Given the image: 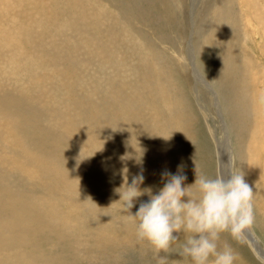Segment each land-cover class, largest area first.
Wrapping results in <instances>:
<instances>
[{"label": "rangeland", "instance_id": "obj_1", "mask_svg": "<svg viewBox=\"0 0 264 264\" xmlns=\"http://www.w3.org/2000/svg\"><path fill=\"white\" fill-rule=\"evenodd\" d=\"M18 1L11 0L6 9L12 15L24 18L20 22V34H29L33 29H45L47 36L36 35V41H25L23 45H20V38L9 40L5 44L3 60L0 61V89L5 91V87L10 88L6 91H12V94H17L20 88L33 92L32 107L38 93L41 94L38 108L32 110L31 107L29 112H18L21 122L16 124L15 121L12 124L18 134L26 136L28 124L32 122L47 126V130L51 131L50 124L54 121L59 128L71 134L67 143L57 136L51 140H59L61 144L67 145L65 154L68 156L64 155L59 159L57 156L60 148L52 152L55 154L54 158L68 167V175L72 174L68 183L72 181L74 188L71 198H67L63 190L51 192L46 189L44 183L47 181L36 172L38 164L35 159L40 155L47 158L48 153L31 154L24 164L20 157L21 168L25 173L20 169V174L15 175L10 173L12 165L5 166V163L0 162V171L10 173L8 180L17 179L20 186L25 187L20 190L27 195L23 199L29 200L26 207L32 206L34 209L29 217L20 219V240L0 244V256L9 264H28L33 259L37 264H159V258L152 246L147 241L137 240L136 225L131 214L120 211L123 204L119 201L118 191L125 190L120 175L122 173L127 177L129 169L130 173L138 170V174L143 175L145 180L140 184L141 189L151 188L153 194L157 193L164 184L161 181L163 179L156 174L160 168L159 157L164 155L178 163L177 165L179 161L187 162L188 185L195 180V168L210 179L229 170L244 175L254 191V222L250 228L245 229L240 240L234 239L229 232L221 233L217 241L218 250H222L225 245L230 246L238 256L235 264H264V13L263 17L258 16L264 10V0L93 1L110 8L109 12L119 19L116 22L121 27L117 31L112 17L108 21L109 25L115 26L112 30L118 35L115 43H111L114 48L110 45L112 49L107 51L110 56L106 52L102 54L88 49L84 43L80 44L79 31L60 30V36L69 37L60 39L49 28L50 22L57 27L64 23L65 18L59 17L64 7L62 0H59L62 7L58 16L48 0H20V5L17 4ZM59 7L55 2V8ZM96 9L98 8L94 6L93 10ZM222 14H232L233 18L227 17L230 20H224V23ZM42 16L46 21H41ZM0 18V22L4 23L5 11L0 13ZM11 20L12 18L10 22ZM81 25L83 21L76 28L80 30ZM216 26H220V30L222 27L231 28L232 34L228 32L230 38L223 36L222 43L220 36L212 32ZM107 31H103L99 37H89L88 43L104 38ZM73 39L77 40L75 46L65 50L63 46H70ZM143 49L147 53L140 56ZM226 49L230 54L227 64V57H224ZM153 55L160 58L163 70L168 71L160 81L163 84L167 82L170 86L165 83L170 92L169 100L160 101L159 94L154 92L158 91L156 87L152 91L151 81H155L153 76L162 75L156 69V62L147 58L144 63V58ZM230 62L233 67L228 66ZM40 67H49L47 83H42L37 89L32 88L34 81L31 73ZM65 67L70 68V71L75 70L68 77L75 93L72 96L68 94L67 99L63 95L64 100L58 101L61 98H55L53 90L60 91L65 87L62 82L59 86L56 85L59 78L51 76H59ZM148 68L152 70L151 74L147 71ZM244 72L248 74L255 100L250 104L252 116L247 130L239 133L233 126L232 112H226L224 100L232 94L230 90L241 76L244 82L247 75ZM113 74L118 78L116 85L114 84L117 88L108 86V83L117 79L111 78ZM115 91L117 95L120 92L128 95L124 96L127 99L122 100V104L112 103L111 99L116 96ZM178 94L186 97L191 112L190 122L184 137H174L171 141L170 136L161 130L166 124L169 125L166 114L171 112L172 101L180 104L184 102ZM126 101L135 103L138 119L118 126L116 122L123 119L122 109L129 105ZM44 104L48 106L46 110L42 107ZM183 105L185 108V103ZM184 108L177 107L176 110L172 106L175 113L182 115L187 113ZM4 111L8 118H17L18 114L15 115L10 109ZM107 116L109 117L106 118ZM65 120L72 122L75 131L73 128L71 131L66 129ZM115 120L117 121L114 122ZM158 122L161 130L157 129ZM40 135L44 138V134ZM86 135L93 136V141L87 139ZM5 141L2 135L0 155L18 156L19 149L15 143ZM22 143L20 140V156L23 153ZM87 145L93 146L91 150L95 153L88 151ZM87 153L88 156H85ZM66 158L78 159V165L72 169L66 163ZM50 183L52 184L51 180ZM147 196L142 195L135 201L131 209L133 214L141 202L149 200ZM22 201L17 204L8 199L4 200V205L17 210L15 208L22 206ZM92 203L99 209L98 212H93ZM44 204L50 210L48 213L42 210L41 218L46 223L55 225L56 227H52L56 232L57 224L68 227L64 236L61 235L62 230L53 233L47 228H40L39 235H35L34 229L38 226L36 224L40 225V220L39 217L34 219L32 215L34 211L38 212L36 208L44 207ZM25 219L27 222L23 221ZM177 235L179 239L172 245L167 264H194L190 257L178 255L188 234L181 232ZM98 238L102 242H98ZM99 244L103 247L98 246ZM208 264H212L211 258Z\"/></svg>", "mask_w": 264, "mask_h": 264}, {"label": "bare ground", "instance_id": "obj_2", "mask_svg": "<svg viewBox=\"0 0 264 264\" xmlns=\"http://www.w3.org/2000/svg\"><path fill=\"white\" fill-rule=\"evenodd\" d=\"M10 1L11 0H0V13H3L5 11V19H4L5 22L4 23H1L0 22V28H2V29H0V61L3 60V58H2V56H3V47L5 46V44L9 40H13L15 38H20V45H23L25 41H30V42L36 41L35 40L36 35H40L41 37L42 36H47V33H46L47 30H45V29H41V30H35V29H33L32 32H30L29 34L21 35L20 34V22L24 18H19L18 16H14V15H12V13L10 12L9 9H6L8 3ZM48 1H49V4H50V7L56 12V14L58 16V13L60 12L61 7H62L60 1L59 0H48ZM93 1H98V0H62V2L64 4V7H63V11H62V13H61V15L59 17H64L65 18L64 23L60 27H57L52 22H50L49 23V28L60 39H68L69 38V37H65V36H60L59 35L60 30H74V31H79V35L81 36L80 37V40H79V43L81 42L80 44L83 45V43H84L85 45H87V48L88 49H91V50L96 51V52L98 51V53L104 54L106 52L108 54L107 51H109L110 45H111L112 48H114L111 43H115L114 41L117 40L118 35L115 32L121 26L116 22V20H119V19H116L115 18V15H113V14H111L109 12L110 8H108V7H106L105 5H102V4H97V3L93 2ZM55 2L58 5H60V7L57 8V9L55 8ZM17 4L20 5V0L17 2ZM94 6H96L98 9L93 10V7ZM101 9H102V11H101ZM263 13H264V10L261 11L260 13H258V16L259 17H263ZM231 15H228L227 14V16H225V15L222 14V22H224V20H226V22H229L228 20H230V19L229 18L226 19V18L227 17L233 18V16H231ZM110 17H112L115 26H117L116 27V31H113L112 30V29H115V26L108 24V21H109ZM11 18H12V20L10 22V19ZM40 19H41V21H46V18L43 17V16L40 17ZM0 20H1V18H0ZM82 21H83V25L80 26V30H79L76 27ZM263 21H264V19H263ZM220 23H221V21H220ZM103 24L106 25V26L103 27ZM8 27H9V29H5V28H8ZM105 30H108V31H107V34H106V36L104 38H102V39H100L98 41L92 42V43H88V38L89 37H91V36H97V37H99V35L103 31H105ZM118 32H120V31H118ZM212 32H213V34H216V35L218 34L220 36L219 38L222 41V43L224 41L223 40V36L224 37H227V38H230L228 36V32H229V34H232L231 28H223L222 27L221 30H220V26H216L212 30ZM215 39H217V38H215ZM75 42L77 43V40H74L73 39V42L71 44H69L70 46H68V47L63 46V48L65 50L72 49L75 46ZM146 53H147V51L144 50L143 52H141V55L140 56L146 55ZM96 55H97V53H96ZM116 55H118V54H116ZM99 56L100 55H98V57ZM225 56L227 57L225 59V64H227V62L229 61V56H230V54L227 51V49L225 50L224 57ZM147 58L148 59H151L154 62H156V65H155L156 66V69L158 70L159 73L162 74L161 76H159L160 74L157 75V76H153L152 75L153 77H155V81H153V82L151 81L152 91H154L153 88L156 87L158 89V91H154V92H157L159 94V100L160 101H162V100H169L168 99V94L170 92H169V88H167L166 87V84H165L167 82H165L163 84V82L160 81L161 77H163L165 74H167L168 71L166 72V69L163 70L162 62L159 61L160 58H156L155 55H153L151 57H146V58H144V63L146 62ZM115 61H116V59H115ZM231 62H232V60H231ZM231 62L228 63V66L229 67L230 66L233 67V65H232L233 62L232 63ZM225 64H222V65H224V67H225ZM154 68H153V71H154ZM48 69H49V67H40V68H35L33 70V72L31 73L32 78H33V81H34V85L32 86V88H36L37 89V87H40V85L42 83H44V84L47 83V79L49 77V76H46ZM234 69H235V67H234ZM72 71L75 72V70L72 69L70 71V68L65 67L64 70L60 73L59 76L58 75L51 76L52 78H59L58 82H55L56 85L59 86L60 83L62 82L63 85H64V87H65L64 90H60V91H64V93L60 92L57 89H56V91L53 90L54 91V94H53L54 97L56 98V96H57V97L61 98L58 101L64 100L63 99V95L67 99V95L68 94H70V96H72V94L75 93L74 87H73L72 83L70 82L71 79L70 78L68 79V77L70 76L69 74H71ZM147 71L150 74L152 73V70H150V68H148ZM238 73L240 74V71ZM244 73L247 74V72H244ZM108 78H110V77H108ZM111 78H115L116 79L117 77L113 74L111 76ZM244 78H245L244 82H242L243 79H242V76H241V78H239L234 83V86H233L232 90H230V93H232L233 95L231 94L230 96H227L226 97L227 99L224 100L225 101L226 112L227 113L230 112V111L232 112L231 119L233 118L232 119L233 120V126L235 127V129L239 133H241V132L244 133L247 130L248 122H249V120H250V118L252 116V111H251V108H250V104L253 103L254 100H255V96H254V94L252 92V87L250 85V81H249V78H248V74ZM117 81H118V78L116 79L115 82L114 81L113 82L111 81V83H108V86L109 85L110 86H114V84ZM167 86L170 87L168 83H167ZM56 88H58V87H56ZM113 88H117V86L116 87L114 86ZM6 89H10V88L5 87V91H3V89H0V138H2V135H3L4 138L6 139L5 142L11 141V142L15 143V145L19 149V155L16 156V157H7V156L0 155V162L5 163V166H6V164L12 165L13 167L11 168V170H10L11 172L10 173H12L13 175H15L17 173L20 174V169H21V172L25 173L22 170V168H21L22 165H21V162H20V157L22 158V160H21L22 161V164H24V162L28 159L29 155H31V154H34V153L46 154V153H48L47 158L44 155H40V156H38L35 159V161L38 164V168H36L37 169L36 172L39 173L47 181V183H44L45 184L44 186H46V189H48L51 192L52 191L53 192H55V191L58 192L60 190H63L64 193L67 194V198H71L73 196L72 192H73L74 184L72 183V181H71V183H68V180L71 178V175L72 174L69 173V175H68V172H67V171H69V170H67L68 167H65L62 163H60L58 161L60 158H63V156L66 155L65 154V150H66L67 145L61 144L59 140H55V142L53 140H51L55 136H57L59 138L61 137L62 138V141L64 143H67L68 137L71 134L68 133V132H65L61 128H59L58 123L55 122V121L50 124L51 131H48L47 130V126L46 127L40 126L39 123L32 122V123L28 124L29 125V130L27 131L26 136L25 135L23 136L21 134H18V132H16V130H15L16 128L13 127L12 124H14L15 121H16V124H17V122H19L21 120L20 119V115L18 114V112H20V110L28 111L29 112L30 108L32 107L31 101H32V98L34 97V93L31 92V91L25 90L23 88H20V90L17 92V94H12V91L11 92L10 91L8 92V90L6 91ZM42 89H44V86H42ZM46 89H48V88H46ZM166 89H167V92H165ZM50 91H52V90H50ZM226 91H227V89H226ZM38 92H39V90H38ZM58 92H60L61 95H59ZM110 92H111V90H110ZM226 93H228V92H226ZM38 94L41 95L40 93H38ZM223 94L225 95V93H223ZM39 95H37V98H35L36 100L34 102V106L32 107V110H34V109H36V108L39 107V103H40L39 102V100H40L39 99L40 98ZM132 95H133V97L135 96L134 93ZM124 96L125 95H122L121 92L119 93V95H117V92H116V96L113 97V99H111L112 100V103L113 104H117L119 102V104H122V100L127 99V98H124ZM127 96H125V97H127ZM178 96L179 97H182L180 94H178ZM73 97H74V95H73ZM182 98L184 99V102L183 101L182 102L185 103V105H186L185 108H184L183 103L180 104V103H178L175 100L172 101L171 105L173 107H175V109L177 107H181V108L183 107L184 110L186 109L187 113L186 114H183V115L182 114H178V112L175 113V109L173 110L172 109V106H171V112H169L168 114H166V116H167L166 117V120L169 123V125L166 124V126H163L164 127L163 130L160 129V127H161L160 122H158V125H157V127H158L157 129H159V130L163 131L164 133H166L167 135H169L170 136L169 138L171 139V141L173 140L174 137L179 138V139H182L184 137V133H187L188 124L190 122L189 115H191V112H190V109H189V107L187 105V101L185 99L186 97L183 96ZM126 102L128 103L129 101H126ZM141 102H142V100H141ZM128 104L129 105H127V106L124 104L125 107H126V109H124V108L122 109V111H124L121 114V116H122L123 119L120 118L122 120H120L119 122L117 120L114 121V122L117 121L116 124L118 126L124 125V123H126V122L127 123H129V122H135L138 119L137 118L138 117L137 116L138 109L134 105L135 103L133 104V101H132L131 104L130 103H128ZM42 107L45 110L48 108V106L46 104H44ZM7 109H10L12 111V113H14L15 115L18 114L17 115V118H15L14 120L12 118L11 119L8 118L9 116L7 117V114L4 111V110H7ZM45 110H43V112ZM23 111H21V112H23ZM161 111H163V110H161ZM112 116L113 115H111V117ZM117 116H118V114H117ZM108 117L109 116H107L106 118H108ZM162 117H163L162 119L164 120V116H162ZM38 118H39V116H38ZM113 118H114V116H113ZM57 120H61V119H57ZM112 122L113 121H111L110 123H112ZM65 124L67 125V128H66L67 130H70L71 128L74 129V127L72 126V122L71 121L65 120ZM112 125H113V123H112ZM74 131H75V129H74ZM107 131H109V130H107ZM28 132H29V134H28ZM41 133L44 134V138H42V136L40 135ZM179 133H181L182 136ZM103 134H104V131H103ZM86 137H87V139L89 138L90 141H93V140H91V138H93V136H90L89 137V136L86 135ZM20 140L23 141V143L21 145V149H22L23 153H22L21 156H20ZM28 141H29V144H28ZM130 141H131V144H133L134 141L132 140L131 137H130ZM172 145H173V143H172ZM84 146H85V144L82 145V147H84ZM87 146H88V148H87L88 151H90L91 153H95L93 151V149L91 150V148L93 146H89V145H87ZM57 148H60V151H59L58 156H57V157H59L58 160L53 157V155H55V154L52 152V150H55ZM103 150H106V149H103ZM88 153L85 154V156H88ZM66 156H68V155H66ZM96 156H98V154ZM115 157H116V155H115ZM120 158H122V157H120ZM85 159H86V157H85ZM17 162H18V164H17ZM116 162H117V160H116ZM15 163L17 164V166H16ZM66 163H68L71 166V168L74 169L78 165V159L69 160L68 158H66ZM159 163H160L159 171H157V173L156 172L155 173L157 174L158 177H160V178L163 179V180H161L162 182L166 183L168 177L162 176V174L165 173V172H170V171H171L172 174H177V172H178V165L177 164L178 163L176 164V163L172 162V160H171L170 157L164 156V155H160V157H159ZM116 165L118 166L117 163H116ZM179 165H182L183 166L182 167V174H184V175L187 176L189 174L188 173V170H187V168H188L187 162L185 161V163H184V162H180L179 161ZM185 169H186V172H185ZM130 171L128 169V171H127L128 176L127 177L126 176H123L122 173H121L122 171H120V173H121L120 176H121V182L122 183L123 182L126 183V181H127L128 184H131L132 178L139 175L138 172H137L138 170H134V171H132V173H130ZM10 173L8 171L6 173H3V172L0 171V244L1 243H10L12 241H19L20 240V236H21L20 235V219L22 217L25 218L26 216L29 217L33 213V210H34L32 206H31L32 208L31 207H26V205H29V200H24L23 199V197H25L26 193H24L22 190H20V188H23L24 187V186L23 187L20 186V181H18L17 179H16V181H10V180H8L9 179L8 177H10L9 176ZM50 180L52 181V184L50 183ZM188 183H189V180L187 179L185 181V185H188ZM139 187H140V185H139ZM24 189H25V187H24ZM8 199H11L12 203L13 202H16L17 204L19 202H21L22 199H23L22 206H20L18 208H15L17 210H14L11 206L10 207L5 206L4 205V200L5 201H8ZM42 205L43 204H40V206H42ZM40 206L38 208H36L38 212L36 213L34 211V214L32 215L34 219H36V218L39 217V220H40V222H39L40 225L39 224H36L38 226H36L35 229H34L35 235H39L38 233L41 231L40 228L42 230H46V228H47L48 230H51L53 233H57L59 230H62L63 232H61V235L64 236V234H66V229L68 227L67 228H64V227H61V225L57 224L58 225V228H57L58 230L56 232V230L54 229V227H52V226H55V225L51 224V222H49L50 224H48V223H46L41 218L43 212H46V213L49 212V210H50L49 206L48 205H45V204H44V207H40ZM13 207H14V205H13ZM91 209L93 210V212H98L99 211V209L97 207H95L93 203L91 204ZM42 210H43V212H41ZM23 221L24 222H27V219H25ZM81 225H83V224H81ZM22 231H21V233H22ZM30 232H32V231H30ZM27 233H29V232H27ZM47 233H49V232H47ZM68 233L69 232H67V234ZM22 235H24V234H22ZM32 235H34V234H32ZM91 241H92V239H91ZM97 241L98 242H102V239L101 238H98ZM98 246L103 247L101 244H99ZM104 246H106V243L104 244ZM112 246H113V244H112ZM143 255H145V254H143ZM263 256H264V251H263ZM39 257H40V255H39ZM33 260L30 261L28 264H37V262L36 261H33ZM0 264H9V263L4 258H2L0 256ZM39 264H41V263H39Z\"/></svg>", "mask_w": 264, "mask_h": 264}, {"label": "clouds", "instance_id": "obj_3", "mask_svg": "<svg viewBox=\"0 0 264 264\" xmlns=\"http://www.w3.org/2000/svg\"><path fill=\"white\" fill-rule=\"evenodd\" d=\"M182 167L178 165L177 174L163 173L167 182L155 194L151 188L139 187L144 180L142 174L133 177L131 184L126 181L122 185L125 190L118 191L123 204L120 211L131 214L137 240L152 246L159 264H167L181 232L188 235L178 255L190 257L194 264H208L210 258L212 264H235L237 254L228 245L218 250L217 241L223 232L240 240L245 229L252 226L253 188L244 175L231 170L210 179L196 168L194 182L185 185L187 176L182 174ZM145 194L149 200L141 202L133 214L135 201Z\"/></svg>", "mask_w": 264, "mask_h": 264}]
</instances>
